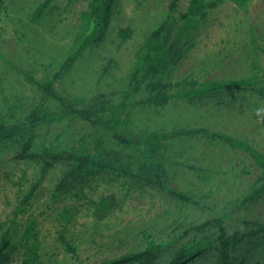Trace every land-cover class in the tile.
<instances>
[{"label":"rangeland","instance_id":"374dc122","mask_svg":"<svg viewBox=\"0 0 264 264\" xmlns=\"http://www.w3.org/2000/svg\"><path fill=\"white\" fill-rule=\"evenodd\" d=\"M95 0H0V123L32 142V153L70 151L91 163L62 183L68 163L57 162L42 176L38 160L16 158L13 140L0 142V235L10 237L9 264H21L27 225L36 223L39 264H110L145 250L148 236L160 250L151 264H214L218 246L212 223L237 240L236 264H264V192L243 201L260 178L250 157L196 133L176 135L156 153L142 142L152 132L207 130L245 141L264 154V0L244 6L225 0L205 18L187 17L190 0H179L173 18L178 46L157 77L134 84L137 53L162 24L172 0H111L94 17ZM46 2L40 17L37 9ZM120 29L128 31L123 40ZM250 79L243 88L176 97L215 81ZM52 83L53 94L77 109L108 120L124 102L125 127L117 132L137 142L122 148L107 130L75 116L49 120L60 105L35 83ZM166 96L162 105L143 103ZM35 113L40 117L31 120ZM107 165V169L96 170ZM160 186L145 184L142 165ZM147 176V175H146ZM148 177V176H147ZM34 186L24 212L16 207ZM187 197L181 202L169 194ZM88 200L113 195L119 208L96 222ZM77 210L70 225L62 212ZM61 238L72 248L66 250ZM260 244V245H259ZM258 246V247H257ZM134 264H138L137 262Z\"/></svg>","mask_w":264,"mask_h":264},{"label":"trees","instance_id":"16d2710c","mask_svg":"<svg viewBox=\"0 0 264 264\" xmlns=\"http://www.w3.org/2000/svg\"><path fill=\"white\" fill-rule=\"evenodd\" d=\"M110 1L111 0H95L90 6V11L93 16L103 17L107 5ZM224 1L225 0H190L186 13L184 15H181L180 19L182 20L187 17L205 18L211 10L216 8ZM247 1L248 0H235V4L244 6ZM178 4L179 0H172L167 16L162 24H160L159 27L154 29L149 34L143 45L140 47L132 71V80L134 84H137L141 79L152 78L161 75L173 60L175 50L178 46V37H173L172 35L173 18ZM45 6L46 2L37 9L36 18L40 17L45 9ZM119 35L123 40H126L128 38V31L126 29H120ZM250 83V79L237 81H215L207 83L202 87L195 89L194 91L177 93L175 96L181 98L197 94L220 93L234 88H243ZM35 84L43 95L56 100L60 105L61 112L58 114L50 115L46 117L47 119L53 120L65 116H75L84 122L111 132L115 142L122 148L134 147L137 144L136 141L127 138L117 132L120 128L127 125V121L123 116V112L126 107L124 102H120L113 107V113L110 119L103 120L97 117L95 111L89 108L77 109L63 102L61 98L56 97L52 91V83L48 82ZM167 99L168 97L166 96L156 95L150 99H147L146 101H143V103L162 105L167 101ZM29 118L31 120H38L40 117H37L35 116V113H32ZM192 132L207 140L218 141L230 149L240 151L248 155L250 159L258 166L261 176L256 182L257 185L254 186L251 192L243 199L244 202L264 192V154L245 141L232 138L224 134L213 133L207 130L200 129L189 132L179 131L175 133L152 132L145 137L142 144L144 145V147H146L148 152L156 153L167 141L174 138L176 135L191 134ZM4 140H13L16 147H19L18 150L16 149V158L21 160H38L41 164L42 176H45L49 169L57 162L68 163L70 169L65 174L63 180L61 181V184L66 183L68 179L76 177L77 173L82 170L85 165L91 163V159L87 155H77L70 151L50 152L48 150H43L40 154H33L31 151V140L23 139L17 137L15 133L7 132L5 126L0 123V142H3ZM92 164L94 165L96 170L105 171L107 169V165L98 166L97 163ZM142 170L145 174L150 171L152 172V168H150L147 163L142 165ZM146 175L143 174L142 177V180L145 181V184H156L160 186V183L156 176L148 174ZM33 191L34 186L27 194L23 196V198L19 202L15 210V215L18 216L24 212L26 206L30 202ZM169 194L172 198L181 202H185L188 200L185 195L174 191H170ZM81 198L85 199L86 206L88 205V207L91 209L92 215L96 222L105 220L119 208L118 201L113 195L101 196L96 200H88L85 195H81ZM77 214V210H63L61 216L64 224L70 225ZM210 223H212V226H214L216 229V238L218 240V246L215 249L214 264H236L235 252L237 250V240L231 239L226 236L225 229L220 219L195 226L191 228V231L199 233L204 231L205 229L207 230L210 226ZM256 226L262 232H264V224H259ZM21 240L24 241L25 248L21 264H39V243L36 234V223L34 221L30 222L27 225L21 237ZM60 240L64 244L66 250H72V248L64 238H61ZM145 244L146 247L144 251L137 254L134 253L131 255H127L123 259L117 260L116 262L110 264H134L136 262L138 264H151L157 257L161 247L160 245L152 241L148 236H145ZM191 252L192 248H188L177 253V256L175 257L172 264H176L177 262L183 260ZM12 253L13 247L10 243V237H8L7 233L4 232L0 235V264H9L11 261ZM257 264H261L260 259H257Z\"/></svg>","mask_w":264,"mask_h":264}]
</instances>
